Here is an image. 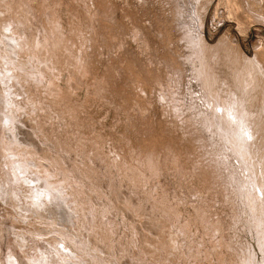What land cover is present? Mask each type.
<instances>
[{
	"label": "rangeland",
	"instance_id": "374dc122",
	"mask_svg": "<svg viewBox=\"0 0 264 264\" xmlns=\"http://www.w3.org/2000/svg\"><path fill=\"white\" fill-rule=\"evenodd\" d=\"M0 264H264V0H0Z\"/></svg>",
	"mask_w": 264,
	"mask_h": 264
},
{
	"label": "bare ground",
	"instance_id": "6f19581e",
	"mask_svg": "<svg viewBox=\"0 0 264 264\" xmlns=\"http://www.w3.org/2000/svg\"><path fill=\"white\" fill-rule=\"evenodd\" d=\"M203 22H204V21H203ZM203 22L201 23V32H202V36H201V37H202V39H201L202 42H201V43L204 42V37H205L204 34H203V32H204V31H203V30H204V28H203V27H204V26H203V25H204ZM17 35H18V34H17ZM203 36H204V37H203ZM206 41H207V40H206ZM206 41H205V43H206ZM207 42H208V41H207ZM205 43H204V44H205ZM206 44H207V43H206ZM201 49H203V48H201ZM205 49H206V47H205ZM214 49H215V48H214ZM214 49H213V50H214ZM13 50H14V49H13ZM203 50H204V49H203ZM201 51H202V50H201ZM201 53H202V52H201ZM201 53H200V54H201ZM203 53H205V52H203ZM201 55H202V54H201ZM248 56H249V55H248ZM202 58H204V57L202 56ZM251 58H253V57H251ZM251 58H250V60H251ZM254 58H255V57H254ZM254 58H253V59H254ZM253 59H252V60H253ZM255 65H256V64H255ZM249 67H251V66H249ZM247 69H248V68H247ZM242 72H243V71H242ZM240 76H241V75H240ZM236 79H237V78H236ZM249 80H250V79H249ZM246 93H247V92H246ZM246 93H245V94H246ZM232 111H233V110H232ZM228 112H229V111H228ZM231 113H232V112H231ZM233 113H234V112H233ZM234 114H235V113H234ZM225 118H226V117H225ZM231 119H233V118H231ZM228 121H229V120H228ZM231 122H232V121H231ZM233 122H234V121H233ZM232 124H233V123H232Z\"/></svg>",
	"mask_w": 264,
	"mask_h": 264
}]
</instances>
